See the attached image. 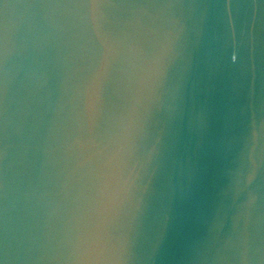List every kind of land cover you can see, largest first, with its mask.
<instances>
[{
  "label": "water",
  "instance_id": "1",
  "mask_svg": "<svg viewBox=\"0 0 264 264\" xmlns=\"http://www.w3.org/2000/svg\"><path fill=\"white\" fill-rule=\"evenodd\" d=\"M0 264H264V0H0Z\"/></svg>",
  "mask_w": 264,
  "mask_h": 264
}]
</instances>
